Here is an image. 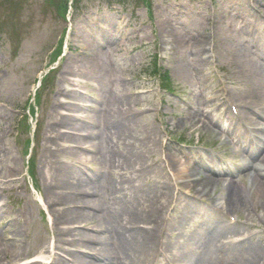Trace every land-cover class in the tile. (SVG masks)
Listing matches in <instances>:
<instances>
[{
	"label": "rangeland",
	"instance_id": "rangeland-1",
	"mask_svg": "<svg viewBox=\"0 0 264 264\" xmlns=\"http://www.w3.org/2000/svg\"><path fill=\"white\" fill-rule=\"evenodd\" d=\"M52 1L0 0V191L11 189L0 199L8 211L0 216V223L7 226L0 228L3 264H48V259L40 256L39 260L38 255L50 256V246L60 233L49 207L54 197L44 186L60 178L53 165L56 161L69 163L86 177L97 171L109 178L124 174L126 182L139 187L135 194L144 208L155 203L162 219L172 215V193L177 199L178 195L187 199V223L179 230L168 229L172 237L162 242L164 255L172 259L170 264H264V197L253 193L250 169L241 164L250 161L264 167V148L259 154L248 144L256 127L264 126V122L254 123L252 112L256 105L264 104V21L260 18L264 17V0H149L147 4L127 0L125 4L115 2L118 11L112 14L106 10V2L82 0L87 9L83 14L75 11L71 19L74 44L65 56L62 35L68 22L56 19ZM99 8L103 13H98ZM218 12L222 22L216 25ZM110 16L115 25L103 33L104 42L98 27H104ZM169 33L180 39L174 48ZM203 36L212 47L205 51L208 58L198 62L196 41ZM155 55L162 71H169L173 93L160 90L158 76L150 68ZM198 64L209 73L206 82L198 75ZM67 68L75 73L69 74ZM48 70L52 71L39 89L32 118L29 104L35 105L38 78ZM62 75L70 82L63 81ZM222 86L240 109L251 111L246 110L241 123L226 115L229 110L221 104ZM58 87L72 90L73 98L59 96ZM65 100L72 101L75 109L60 105ZM90 113L96 116L88 133L97 147L81 148L85 160L79 162L72 150L61 149L60 144L69 143L55 140L56 135L73 131L55 123L62 114L80 122L77 117ZM108 113L111 123L112 116L125 114L124 131L130 138L116 124L107 125ZM189 143L206 149L189 148ZM118 152L131 158L129 165L115 156ZM30 153L33 158L28 162ZM167 156L182 164V172H177L180 176L163 166ZM159 158L161 163L151 173L140 170L141 163L153 164ZM90 177L82 189L94 197L96 188L108 206L114 194L104 192L99 177L93 176L92 181ZM205 179L207 186L202 189ZM228 185L241 192L245 187L249 193L234 208L222 206ZM188 192L194 198L186 196ZM116 197L122 199L123 195ZM229 215L240 221L229 224ZM67 227L61 224V228ZM88 230L96 233L92 227ZM211 233L215 238L210 241L188 245L191 236L209 237ZM231 237L236 239L215 246L216 240ZM11 240L23 247L17 258H12L18 248ZM155 240L158 243L159 237ZM164 242L174 248L167 250Z\"/></svg>",
	"mask_w": 264,
	"mask_h": 264
},
{
	"label": "bare ground",
	"instance_id": "bare-ground-1",
	"mask_svg": "<svg viewBox=\"0 0 264 264\" xmlns=\"http://www.w3.org/2000/svg\"><path fill=\"white\" fill-rule=\"evenodd\" d=\"M255 21L258 22L257 19H255ZM221 22L222 14L221 12H218L215 24L219 25ZM218 32L220 34L219 29ZM219 34L215 33V36L217 37ZM173 38V34L169 33L168 41L172 42L170 43L171 48H174L176 44L181 43L180 39L176 37ZM202 38L203 40L198 38L196 41V44L200 47L198 49V62L208 58L205 51L212 44L211 42H207V37L203 36ZM239 55L240 53L235 54V56ZM67 69L69 74L73 75L75 73V69ZM197 71L200 79L206 82V74H209L206 69L203 67L201 68L198 64ZM64 81L68 82V80L65 79ZM58 93H65V97L73 98V96L70 95L71 92H68V90L59 89ZM62 105L70 106L69 108L71 109L75 108L71 106V103L67 102ZM256 108L257 110L254 113V109ZM256 108L252 111L256 118H253V121L255 124H258L264 122V104L261 103L259 106L256 105ZM246 110L251 113L249 109ZM94 116H96L94 113H90L86 118L82 117L81 122H77L68 115H62L55 123L57 125H68V127L73 130V133L71 134L57 135L55 140H62L63 142L73 144L62 147L61 149L72 150L79 162H84L85 160L82 156L83 151H80L81 148L84 146V149L87 150H93L96 148V142L93 141L91 134L88 133L89 125L94 123ZM113 117L114 116L111 117L112 123L109 122V117L107 125L110 126V124H116L114 125L115 128L118 131L121 130V134L126 136L127 139L130 138L128 131H124V127L127 125L123 120L125 114L115 116V118ZM256 129L258 136L252 141V145L260 154L263 151L262 148H264V126L256 127ZM83 132L87 133L83 134ZM115 156L119 159L122 158L123 164L126 163L129 165L128 161H130L131 158L129 160L127 154L118 152ZM261 162L264 163V155L261 157ZM160 163L161 158L155 160L153 164L143 162L140 164L139 168L141 171L146 169L148 173H151L149 170H154L156 165ZM53 165L56 174L60 176V178L56 183H51L49 185L45 184L44 186L45 192L54 197V199L49 201V207L54 215L53 224L56 229L60 230V233L57 236L58 239L54 247H50V256L48 257L50 260L49 264H123L125 261L129 262V264H138L139 262H150L152 260V257L157 250L155 240L158 235L157 231L160 230V226L157 227V223L159 220L162 222L161 209L152 202L148 207V210H146L137 194H135V189L137 188L139 190L138 186L126 182L124 180V174H119V178L101 176L99 182L103 184L102 187L104 192L109 193L110 195L114 194L113 198L110 199L109 207L107 205L105 207L99 202L98 197L94 198L88 190L82 189L81 185L85 186L87 184L89 175L86 177L83 176L82 173H76L74 167L69 163L60 164L56 161V163L53 162ZM181 165L180 162L174 161L170 156H167L163 161V166L165 168L170 167L174 169L176 175L179 176L180 174H177V172H182ZM242 166L246 168L250 167L252 169L250 171V176L253 193H259L264 197V167L248 161ZM90 180H94V177L91 176ZM206 182H208V180H203L204 187L202 189L207 186ZM6 190L8 192L11 191V189L8 188H6ZM118 193L122 194L124 198H114ZM247 194H249L247 189L241 192L232 185H228L227 192L223 197L224 203L222 206L234 208L238 203L244 201ZM1 195L2 193H0V199ZM92 195H94V193ZM172 197L173 193L171 194V199ZM149 200L151 201L155 199L150 198ZM178 200L182 201V196L178 195ZM262 201L264 202V199H262ZM109 209L112 211L111 214ZM7 212L5 205H0V216ZM11 214L12 213L10 212V215ZM182 219V222L185 223L184 217H182ZM172 223L173 221L171 222V225ZM61 224H66L68 227L61 228ZM1 227L3 228L7 226L0 223V228ZM88 227L94 228L96 233L88 230ZM82 229H85V231ZM213 238H215L213 233H211L209 237L201 235L195 236L190 239L188 245H190L191 242L193 244L206 243ZM11 241L13 247L18 248L16 255L12 258H17L19 250L23 249V247L21 244L16 243V240ZM83 250L88 253H81ZM62 253H64V256H68L66 260L60 258L59 254L62 255ZM178 256L179 254H175L176 259H178ZM0 264H3L1 258Z\"/></svg>",
	"mask_w": 264,
	"mask_h": 264
}]
</instances>
